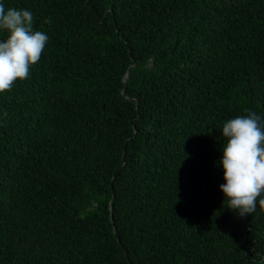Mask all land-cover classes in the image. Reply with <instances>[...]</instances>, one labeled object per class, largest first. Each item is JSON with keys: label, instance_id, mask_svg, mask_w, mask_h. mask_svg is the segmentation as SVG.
Returning a JSON list of instances; mask_svg holds the SVG:
<instances>
[{"label": "trees", "instance_id": "16d2710c", "mask_svg": "<svg viewBox=\"0 0 264 264\" xmlns=\"http://www.w3.org/2000/svg\"><path fill=\"white\" fill-rule=\"evenodd\" d=\"M0 3L49 37L0 93V264H264L219 164L264 118V0Z\"/></svg>", "mask_w": 264, "mask_h": 264}, {"label": "clouds", "instance_id": "9594fccd", "mask_svg": "<svg viewBox=\"0 0 264 264\" xmlns=\"http://www.w3.org/2000/svg\"><path fill=\"white\" fill-rule=\"evenodd\" d=\"M50 23L51 21H45ZM0 93L10 92L17 81L30 78L32 66L39 63L49 37L34 30L30 10L5 8L0 3ZM246 115L228 119L222 127L225 142L219 164L225 183L220 185L224 206L244 217L264 208V118L245 109Z\"/></svg>", "mask_w": 264, "mask_h": 264}, {"label": "water", "instance_id": "95a60500", "mask_svg": "<svg viewBox=\"0 0 264 264\" xmlns=\"http://www.w3.org/2000/svg\"><path fill=\"white\" fill-rule=\"evenodd\" d=\"M128 78V74H127ZM127 80V79H126ZM124 92V91H123ZM110 213H111V222L113 223V213H112V205L110 206Z\"/></svg>", "mask_w": 264, "mask_h": 264}]
</instances>
